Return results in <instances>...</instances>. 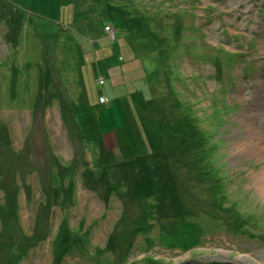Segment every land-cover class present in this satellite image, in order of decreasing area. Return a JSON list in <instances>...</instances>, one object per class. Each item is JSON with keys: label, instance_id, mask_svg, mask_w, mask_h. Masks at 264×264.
Instances as JSON below:
<instances>
[{"label": "rangeland", "instance_id": "rangeland-1", "mask_svg": "<svg viewBox=\"0 0 264 264\" xmlns=\"http://www.w3.org/2000/svg\"><path fill=\"white\" fill-rule=\"evenodd\" d=\"M262 173L264 0H0V264H264Z\"/></svg>", "mask_w": 264, "mask_h": 264}, {"label": "trees", "instance_id": "trees-1", "mask_svg": "<svg viewBox=\"0 0 264 264\" xmlns=\"http://www.w3.org/2000/svg\"><path fill=\"white\" fill-rule=\"evenodd\" d=\"M142 14V13H141ZM143 16H141L140 14H137L136 16H132L131 18H127L128 19V21L129 22H132V25H133V35L134 36H136V35H138V34H140V35H142V33L144 32H149L148 31V28H149V26H150V23H151V20L149 19V17L148 16H146V15H144V14H142ZM178 26L176 25V28H177ZM233 54H235V53H233ZM237 54H239L238 52H237ZM160 57V55L157 57V58H159ZM213 57H214V55H213ZM213 61L214 62H216L217 63V59L214 57L213 58ZM217 67H219V68H223V67H220L219 66V63H217ZM156 73L159 75V71H158V69L156 70ZM159 80V79H158ZM157 80V81H158ZM153 92H155L156 93V91L153 89L152 90ZM162 91L160 90V92H158L157 94H159V93H161ZM156 99H157V96H154L152 93H151V96H150V98H148L147 100L145 99H143V98H137V100L136 101H133L135 104H133L132 103V107L134 108V110H135V108L136 107H141L140 108V112H138V114H137V116L138 117H140V115H142L143 116V118L145 117V113H150V111H159V110H162V108L160 107V106H157L156 105ZM218 103H219V100H218ZM81 106H83V105H81ZM219 106H221V109H222V106H223V108L226 106L225 105V103H224V105H220L219 104ZM177 107H179V105L177 106ZM111 108H112V106H111ZM144 108V109H143ZM85 110L82 112V114L81 115H79L82 119H83V121H84V123H86V124H89V125H92L93 123H92V121H93V116H96V114H93V113H91V112H89V111H86L87 109L86 108H84ZM69 111V110H68ZM135 111H137V110H135ZM178 112H176V113H172V116H173V119L175 120V122H174V124L176 125V127L177 128H180V129H184L185 127H186V125L190 128L191 127V129H196L199 125H197V123H196V118H194V119H192L191 117H188V118H186V117H179L178 115ZM212 114H214V121L215 120H217L216 119V115H215V113L213 112ZM217 114V113H216ZM99 115H100V113H99ZM148 116H150V115H148ZM192 119V121L190 120V119ZM220 118V117H219ZM210 119H211V117H210ZM211 122H213V120L211 119ZM95 128H96V126H95ZM95 128H92L91 126L89 127V129H88V133H90V136H91V134H92V132H93V134L95 135V133L97 132V135H95L96 137L98 136V130L97 129H95ZM200 132H203V131H200ZM173 134V133H172ZM212 136H213V132H211V135H210V138H212ZM100 137H101V132H100ZM204 140H205V138H203L202 139V142H204ZM7 141H9L8 139H7ZM20 153V152H19ZM202 160H199V162H201ZM204 161H206L205 159H204ZM62 168V167H61ZM60 168V170H59V172H63V171H65L64 169H61ZM72 170V169H71ZM69 171V170H68ZM204 174H207V173H204ZM215 176H217V175H215ZM136 195H139V194H144V193H142L141 192V190L139 189V187L138 188H136ZM196 190H202L201 188H200V186L198 187V186H196L195 187V191ZM206 192V191H205ZM204 193V192H203ZM194 198V197H193ZM200 199V198H199ZM204 199V198H203ZM210 203H208V206H209V208L208 209H206V211H208L210 214H211V216H213L214 215V213H216L215 212V210L216 209H218V206H217V204L215 203V202H213V201H209ZM232 207V209L230 210H227V209H225V208H222V209H225L226 210V212H228L229 211V216H228V219H225V220H222V221H220V222H216V223H214L215 225H221V223L223 222V221H226V226H227V228L229 229V230H232V229H235V230H242L241 228L243 227V226H245V224H251L254 220H255V218L252 216V215H250V214H246V213H243L242 212V210L240 211V210H238V206L235 204V203H233V206H231ZM214 219H216V217H215V215H214ZM213 219V220H214ZM200 224H196V223H192V222H188L187 223V227L185 228V230H187V232L188 233H190V234H193V235H195V237L197 238V239H199V237L201 238V233H200V231H199V229L198 228H200V226H199ZM137 226V225H136ZM202 226V225H201ZM138 228H139V230L143 227L142 225L141 226H137ZM196 230H198V231H196ZM61 234H64V233H62L61 232ZM158 235H159V237L161 238V240H162V242L163 243H165V244H167V246L168 245H170V244H172V243H175V241H174V237H167L166 235V227H163V229L161 230V229H159V231H158ZM166 236V237H165ZM178 236V235H177ZM168 238H170V239H168ZM193 238L194 237H192V236H190V237H188L186 240H185V242H184V244L185 245H191V242H192V240H193ZM263 238V237H262ZM146 243H151V241H150V239L149 238H147L146 239ZM176 241L178 242V243H180L181 242V239L179 238V237H177L176 238ZM64 244V243H63ZM152 244V243H151ZM61 246H62V244H61ZM171 246V245H170ZM83 251H85L86 250V248H83L82 249ZM122 262V261H121ZM135 263H136V261H135ZM131 264V263H130ZM133 264V263H132ZM209 264H229V263H216V262H212V263H209Z\"/></svg>", "mask_w": 264, "mask_h": 264}, {"label": "bare ground", "instance_id": "bare-ground-1", "mask_svg": "<svg viewBox=\"0 0 264 264\" xmlns=\"http://www.w3.org/2000/svg\"><path fill=\"white\" fill-rule=\"evenodd\" d=\"M155 14H156V12H155ZM159 55H161V54H159ZM234 55L238 56L237 52H235ZM107 100H108V97L107 96L105 97L104 95H99V98H98V102L97 103L99 104L100 102H104V101H107ZM222 108H223V106H222ZM178 113H180L182 116H184L186 118L191 117L190 112H184L183 110H181ZM196 118L199 119L198 121H200V118L198 116H196ZM205 119L206 118L204 117V120ZM207 132L210 134L212 131L208 128ZM203 144H204V146H205L206 149L202 150L201 153H200V155L197 157V158L202 157L201 158L202 161L204 159L210 157L209 155H210V150H211V146L208 144L207 141L203 142ZM207 145H209V147H206ZM217 165H220V164H217ZM220 169H221V167L218 166V168H217L218 172H219ZM261 175L262 176H261V178L259 180V184H260V188H262L263 189V192H264V174L262 173ZM205 196L208 197L207 194H205Z\"/></svg>", "mask_w": 264, "mask_h": 264}, {"label": "crops", "instance_id": "crops-1", "mask_svg": "<svg viewBox=\"0 0 264 264\" xmlns=\"http://www.w3.org/2000/svg\"><path fill=\"white\" fill-rule=\"evenodd\" d=\"M68 110H69V108H68Z\"/></svg>", "mask_w": 264, "mask_h": 264}]
</instances>
